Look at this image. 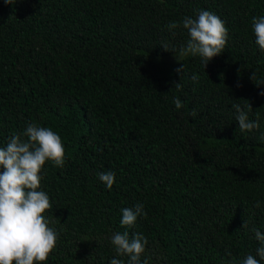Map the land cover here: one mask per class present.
<instances>
[{"label":"trees","instance_id":"16d2710c","mask_svg":"<svg viewBox=\"0 0 264 264\" xmlns=\"http://www.w3.org/2000/svg\"><path fill=\"white\" fill-rule=\"evenodd\" d=\"M200 10L225 22L227 45L206 68L185 57L178 73L181 62L161 44L178 51L189 36L167 25ZM260 16L264 0H0V147L30 123L65 146L64 166L46 161L41 172L52 203L45 215L59 235L43 264H127L111 244L125 231L147 238L148 264L259 259L251 229L264 233V84H256L264 51L252 28ZM232 104H251L259 129L241 132ZM109 171L110 190L98 177ZM137 203L147 216L122 226L121 209Z\"/></svg>","mask_w":264,"mask_h":264},{"label":"clouds","instance_id":"9594fccd","mask_svg":"<svg viewBox=\"0 0 264 264\" xmlns=\"http://www.w3.org/2000/svg\"><path fill=\"white\" fill-rule=\"evenodd\" d=\"M6 4H14L16 0H4ZM187 30L189 39L179 50L170 49L167 43L161 46L165 51L175 53L178 61L185 57H199L206 68L208 62L224 52L228 42V28L225 22L215 13L200 10L196 18L184 17L180 22H170L169 31L179 27ZM252 28L255 43L264 51V16L252 18ZM184 65L176 69L182 73ZM190 79L199 82V77L193 74ZM255 80V73L250 76ZM257 86L264 81L256 83ZM239 86V85H238ZM180 89L182 85L175 83ZM264 95V91L260 93ZM176 109L183 107L181 100H173ZM236 110V120L241 132L259 129L257 120H249L248 111L251 104H232ZM247 109V110H245ZM189 115L195 117L193 109ZM26 138V139H25ZM51 161L54 166L65 164V146L61 136L49 127L35 123L27 125L21 133H14L6 146L0 147V264H43L54 251L59 239L58 232L51 227L50 219L45 213L52 208L50 198L41 188V172L46 163ZM115 172L98 173L99 179L110 190L115 183ZM260 206L257 201L256 207ZM121 225L133 228L137 218L147 216L144 205L137 203L134 207L121 209ZM242 227L247 228L244 222ZM255 239L260 242L256 253L259 259L248 255L242 264H261L264 261V233L253 228ZM147 238L142 233H134L129 238L127 231L116 232L111 237V244L117 256L128 257L127 264H148V259L141 260L147 245ZM229 255H231L229 253ZM110 264H125L121 259L113 258Z\"/></svg>","mask_w":264,"mask_h":264}]
</instances>
